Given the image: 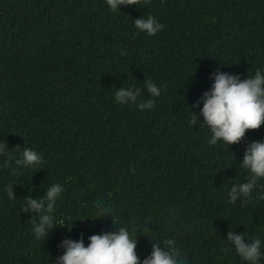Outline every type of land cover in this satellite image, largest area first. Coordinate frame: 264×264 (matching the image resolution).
Wrapping results in <instances>:
<instances>
[{"label":"trees","instance_id":"obj_1","mask_svg":"<svg viewBox=\"0 0 264 264\" xmlns=\"http://www.w3.org/2000/svg\"><path fill=\"white\" fill-rule=\"evenodd\" d=\"M149 15L163 25L151 37L134 23ZM217 71L264 75V0H140L116 11L106 0H0V264H57L65 239L87 247L121 227L136 233L141 264L167 239L185 264H246L229 232L259 238L264 264V178L249 198L228 195L248 182L245 149L264 142V125L239 144H209L201 110ZM120 89L140 95L120 104ZM24 148L42 163L17 166ZM57 183L56 226L37 239L27 199Z\"/></svg>","mask_w":264,"mask_h":264},{"label":"clouds","instance_id":"obj_2","mask_svg":"<svg viewBox=\"0 0 264 264\" xmlns=\"http://www.w3.org/2000/svg\"><path fill=\"white\" fill-rule=\"evenodd\" d=\"M144 2L148 3L149 0ZM106 3L113 11H116L119 5H138L140 0H106ZM134 23L139 32L150 37L155 36L163 28V25L151 15L136 19ZM121 55H126V51ZM145 87L152 96L160 95L159 89L151 81H146ZM139 95L140 92L134 94L131 89L127 91L120 89L116 92L115 98L118 103L125 104L128 100L135 102ZM199 103L198 101L197 106ZM152 106L151 100L146 104L142 102L138 105L140 110ZM201 115L204 118V125H207L211 132L209 144L215 145L218 141H223L228 146L239 144L246 132L258 130L264 125V75L257 71L254 76L241 80L237 75L217 71L211 91L203 94ZM196 122L197 117L194 114L192 123L196 124ZM6 147L7 144L0 145V154H6ZM11 161L12 157H9L8 164ZM41 163L42 157L30 148H24L22 159L15 160L17 166L24 167ZM241 167L249 173L248 182L233 185L228 193L231 203H235L241 197L249 198L258 179L264 178V142H252L248 145ZM6 190L9 197L13 198L12 185H9ZM62 191L63 188L57 183L48 188L44 198L27 199L31 210L40 214L39 222H34L33 228L37 239L47 236L48 231L56 226L53 223L52 214ZM260 198L264 199V196ZM96 207L101 218L111 212V208L105 204L103 207L97 204ZM22 210L26 212L29 209ZM89 240L90 243L85 247L82 239L80 241L65 239L60 245L64 249V254L59 257L57 264H141L136 254V233L135 238H132L126 228L121 227L116 233L92 235ZM228 240L235 245L236 252L246 264H258L262 255L259 238L245 243L244 235H234L229 232ZM180 256L175 240L167 239L165 248L161 249L159 245L154 246L151 256L144 259L142 264H185Z\"/></svg>","mask_w":264,"mask_h":264}]
</instances>
